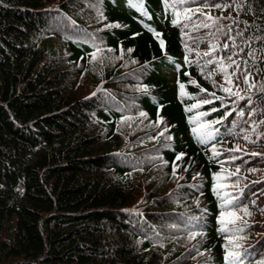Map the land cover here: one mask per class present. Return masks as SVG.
<instances>
[{
  "label": "trees",
  "instance_id": "obj_1",
  "mask_svg": "<svg viewBox=\"0 0 264 264\" xmlns=\"http://www.w3.org/2000/svg\"><path fill=\"white\" fill-rule=\"evenodd\" d=\"M172 5L0 0V264H229L228 250L264 262L251 220L248 252L220 231L217 174L232 159L213 151L236 121L228 104L252 97L264 121V0ZM188 8L236 38L240 96H224L186 47ZM198 112L220 121L204 144ZM258 179L230 197L248 205Z\"/></svg>",
  "mask_w": 264,
  "mask_h": 264
},
{
  "label": "rangeland",
  "instance_id": "obj_2",
  "mask_svg": "<svg viewBox=\"0 0 264 264\" xmlns=\"http://www.w3.org/2000/svg\"><path fill=\"white\" fill-rule=\"evenodd\" d=\"M185 12V11H184ZM192 15V20H185L182 16V23L184 25V37L186 47L190 50L193 57L200 63L201 68H206L210 79H212L217 87L230 88L234 92H238L241 95V89L245 85V76L244 69H241L238 57L234 52L238 51L235 44V37L230 33H225L222 37L218 35V26L220 22L217 20L216 23L212 25L207 22L206 16L201 13H189ZM205 22L212 27H200L198 30L195 28V25ZM186 25V26H185ZM227 44V48L224 45ZM215 46V47H213ZM208 53V55H205ZM230 58V59H229ZM223 66V71L221 67ZM227 74V75H226ZM231 80V84L228 83V80ZM224 92V91H223ZM227 92H224V96L227 95ZM213 91L205 95L204 100H211L213 98ZM222 102H225V98L221 99ZM234 103V102H233ZM233 103L228 104L227 114L229 111H232L235 115L236 121L232 123V126L227 131L226 138L221 141L215 148L216 150L223 151L226 154L228 159H232L231 156L236 157V159L229 160L223 166V172L220 174V182H222V189L225 190V193L229 194V197L232 194H235V189L239 184H242L243 181H246L252 177H259L258 180H264V146L263 143V123L262 116L257 110V101L252 97H247L241 100L237 105ZM240 111L244 112V115L241 117L239 115ZM198 112L197 117L201 123L214 122L219 120L214 117L212 120H209L206 116L200 117ZM207 118V119H205ZM217 123H213L211 130L215 131ZM245 136L248 139H245ZM239 147V151H230ZM252 153H257L258 155H252ZM237 168L239 172L237 173ZM251 169H256L255 172H251ZM232 173L233 175H229ZM264 188H261L254 194H252V202L246 207L251 213L250 216L245 215L243 211H240V207L236 210V214L242 219L236 221V225L231 226L232 239L235 244H238L239 247H236L235 250L242 249V252H248L250 248L246 246V240L252 235V231H245L244 226L247 222L245 219H249L252 222L249 226H257L255 231L264 230V215L257 214L264 210ZM255 201V203H253ZM234 219L233 217H227V220ZM232 225V224H231ZM236 226L242 227L243 231H235ZM263 240V239H262ZM261 245H264L263 241L260 242ZM264 247V246H263Z\"/></svg>",
  "mask_w": 264,
  "mask_h": 264
},
{
  "label": "snow or ice",
  "instance_id": "obj_3",
  "mask_svg": "<svg viewBox=\"0 0 264 264\" xmlns=\"http://www.w3.org/2000/svg\"><path fill=\"white\" fill-rule=\"evenodd\" d=\"M168 3V0H165V4ZM176 3L179 4H183L185 3V0H173V5L174 6ZM214 7L220 8L222 7L221 5L217 4L214 5ZM227 7V6H225ZM196 11H199V9H197ZM189 13H192L193 15L195 14L193 12V10L191 8H188L187 10H185V12L183 13L184 19L185 20H192V15H189ZM177 16H179L180 14L177 13ZM209 20H213V23H216V20L213 19L212 17H208ZM173 23H179V19L174 20ZM118 26V25H117ZM186 26V25H185ZM211 25L205 23V22H201L198 25H195V28L198 30L200 27H210ZM157 35H159L157 33ZM164 41L161 40V45H163ZM215 47V46H213ZM225 48H227V44L224 45ZM95 56V54H93ZM205 55H208V53H205ZM230 59V58H229ZM223 66L221 67V71H223ZM227 75V74H226ZM192 83H195V81H192ZM228 83L231 84V80H228ZM185 87L184 84H180V88L181 90H183ZM254 87V85H253ZM224 92L229 93L230 95H239V93H233L232 90L230 88H223L222 89ZM146 91V89H145ZM206 91V90H205ZM261 91H264V88L261 89ZM214 95V94H213ZM217 99H219V97H217ZM211 100H204L201 103L202 104H208L211 103ZM200 104L197 105H193V107H200ZM188 111H191L192 109L189 108L187 109ZM217 109H213V111H216ZM209 113L205 112V113H200L199 116L203 117L208 115ZM231 113H229L230 115ZM141 116H145L146 113L141 112L140 113ZM239 115L242 117L244 115L243 111H240ZM126 119H130L128 117H126ZM191 122L193 123H197L199 125L198 128H193V132L197 133V139L200 141V143L204 144L207 143L210 140H214L216 139V135L218 134V130L213 131L211 130L212 124L213 123H220L219 120L214 121V122H208V123H201L198 119L196 118H192ZM262 123H264V121H262ZM245 139H248L247 136H245ZM239 147L235 148V149H231L230 151H239ZM213 151L215 152V146H213ZM217 155L219 153H216ZM252 155H258L257 153H252ZM179 159V157H177ZM233 160L236 159V157L232 158ZM250 171L255 172L256 169H251ZM239 172V168H237V173ZM229 175H233L232 173H230ZM220 179L219 174H217V180ZM220 187H223V185H220ZM216 194L218 196V198L221 200V204H220V208H221V212H220V223L221 225H223V227H221L220 231L223 232H228L231 231V229L228 228V224H232V225H236V221L241 220L242 218L240 216H238L236 214V210L237 208H240V204H239V200L238 197H229L228 193H224L223 195H221L220 191H216ZM242 195V193H241ZM253 203H255V201H253ZM240 211H243L245 215L250 216L251 213L248 211V209L246 207L240 208ZM264 211V210H262ZM233 217L234 219H230V220H226L225 217ZM197 221L199 220V218H195ZM193 228H195V224L193 225ZM235 231H243L242 227L236 226ZM197 235H203L202 232H196L195 230H193L191 232V238H195ZM228 241L229 244L233 245L234 247H239L238 244H235L232 237H228ZM226 250L228 249V245H225ZM239 253L228 250L227 251V259L229 260V264H239ZM262 264H264V262H262Z\"/></svg>",
  "mask_w": 264,
  "mask_h": 264
}]
</instances>
